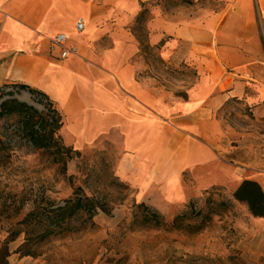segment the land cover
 <instances>
[{
	"label": "crops",
	"instance_id": "0c3cea01",
	"mask_svg": "<svg viewBox=\"0 0 264 264\" xmlns=\"http://www.w3.org/2000/svg\"><path fill=\"white\" fill-rule=\"evenodd\" d=\"M141 1L0 0V86L24 83L45 92L62 116L60 136L75 148L116 133L123 149L117 174L130 185L182 188L185 195L187 171L202 188L221 185L231 196L248 179L264 193V170L222 161L213 144L192 134L217 142L214 113L230 99L264 116V0H217L225 8L177 24L153 13L149 43L165 62L178 57L197 75L185 99L163 106L155 89L137 78L139 47L130 25ZM79 19L84 25L77 32ZM226 27L229 43L212 48ZM57 33L71 42L63 59L48 53ZM247 217V264H264V216L247 208Z\"/></svg>",
	"mask_w": 264,
	"mask_h": 264
},
{
	"label": "rangeland",
	"instance_id": "374dc122",
	"mask_svg": "<svg viewBox=\"0 0 264 264\" xmlns=\"http://www.w3.org/2000/svg\"><path fill=\"white\" fill-rule=\"evenodd\" d=\"M223 8L225 4L217 0L140 2L130 25L139 47L137 78L155 89L162 106L181 98L180 93L197 75L192 64L178 57L170 62L161 59L158 45L148 41V21L155 13L177 24ZM230 38L226 27L212 48L227 45ZM6 90L37 110L52 113L40 94L13 83L1 91ZM251 108L242 99H230L220 106L214 113L221 127L217 142L196 131L192 134L213 144L220 160L241 170H264V116H255ZM111 135L78 149L66 144L59 134L70 148L63 152L70 158L62 168L60 162L53 161L52 152L32 147L16 117L0 118V264L248 263L245 236L250 221L245 203L234 202L221 185L202 188L187 171L182 172L190 186L185 195L182 188H151L148 182L130 185L117 174L123 149L117 134ZM75 185L104 203L108 212L98 210L89 221L80 215L70 222L69 231L45 238H40V228L25 227L22 220L28 212L62 204ZM140 203L156 210L162 222L140 224L146 212Z\"/></svg>",
	"mask_w": 264,
	"mask_h": 264
},
{
	"label": "trees",
	"instance_id": "16d2710c",
	"mask_svg": "<svg viewBox=\"0 0 264 264\" xmlns=\"http://www.w3.org/2000/svg\"><path fill=\"white\" fill-rule=\"evenodd\" d=\"M13 84L29 93H37L43 96L48 103L47 110H51L52 113L39 111L32 105L18 100L13 97V92L10 90L2 92L3 88L9 86V84H3L0 86V118L16 117L19 120L22 135L32 147L52 152L53 161L60 162L64 168L66 160L70 156L63 155V152L69 151L70 148L61 142L58 134L62 125V116L56 109L54 102L45 92L37 88L24 83ZM180 97L185 99L187 97L186 92H181ZM231 196L233 201L245 203L251 214L264 216V193L255 181L242 180ZM138 206L146 210L139 221L140 224L148 226L152 223L158 225L162 222V217L156 210L150 209L143 203ZM98 210L106 213L109 209L94 196L86 194L80 185H75L70 196L65 198L62 204L42 209L35 208L26 214L22 223L25 227L31 225L40 228L43 230L40 238H45L69 231L71 229L70 222L80 215H84L85 221H89ZM24 232L27 234L26 241H28V229H25Z\"/></svg>",
	"mask_w": 264,
	"mask_h": 264
},
{
	"label": "built area",
	"instance_id": "2783aa9c",
	"mask_svg": "<svg viewBox=\"0 0 264 264\" xmlns=\"http://www.w3.org/2000/svg\"><path fill=\"white\" fill-rule=\"evenodd\" d=\"M83 21L77 20L75 23V30L80 32L83 28ZM72 52L71 42L69 36L65 33L54 34L49 39L48 53L50 56L58 59L67 57Z\"/></svg>",
	"mask_w": 264,
	"mask_h": 264
}]
</instances>
